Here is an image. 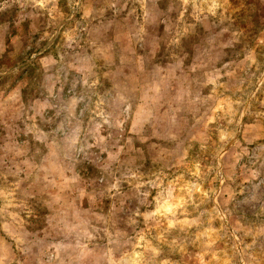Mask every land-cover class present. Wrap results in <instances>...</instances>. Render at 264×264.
Here are the masks:
<instances>
[{"label":"rangeland","instance_id":"obj_1","mask_svg":"<svg viewBox=\"0 0 264 264\" xmlns=\"http://www.w3.org/2000/svg\"><path fill=\"white\" fill-rule=\"evenodd\" d=\"M0 264H264V0H0Z\"/></svg>","mask_w":264,"mask_h":264}]
</instances>
